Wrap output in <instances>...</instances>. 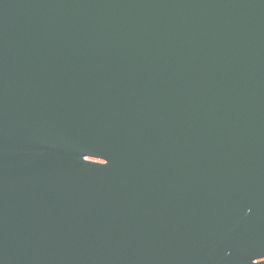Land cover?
<instances>
[{
	"label": "water",
	"instance_id": "obj_1",
	"mask_svg": "<svg viewBox=\"0 0 264 264\" xmlns=\"http://www.w3.org/2000/svg\"><path fill=\"white\" fill-rule=\"evenodd\" d=\"M0 264H264V0H0Z\"/></svg>",
	"mask_w": 264,
	"mask_h": 264
}]
</instances>
